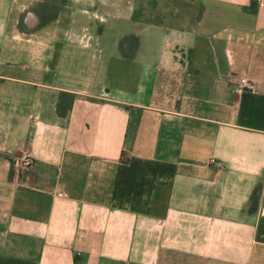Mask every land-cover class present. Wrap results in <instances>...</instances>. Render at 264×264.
<instances>
[{"label": "crops", "instance_id": "1", "mask_svg": "<svg viewBox=\"0 0 264 264\" xmlns=\"http://www.w3.org/2000/svg\"><path fill=\"white\" fill-rule=\"evenodd\" d=\"M0 264H264V0H0Z\"/></svg>", "mask_w": 264, "mask_h": 264}, {"label": "rangeland", "instance_id": "2", "mask_svg": "<svg viewBox=\"0 0 264 264\" xmlns=\"http://www.w3.org/2000/svg\"><path fill=\"white\" fill-rule=\"evenodd\" d=\"M100 16L101 17H104V19H101V20H106L107 23L109 22V20L112 19V17H110L107 13H98L97 18H94L93 21H95V22L97 21L98 22L100 20ZM120 20H121V23H127V22H129L125 18H122ZM84 21H87L88 22V19L85 18ZM93 41H92V43H93ZM94 43H95V41H94ZM94 43H93V46L96 47V50L99 51V54L100 53H103V56H107L108 57V54H106V53L109 51V42L106 41V40H104L102 42L99 41L98 44H94ZM65 62H66V69L67 70L73 68L72 62H74V61H68L67 60ZM98 62H101L100 66H98L99 73H97V71H96V74H98V75H103L106 71H109V69H110V74H111L113 72L112 71L113 69H120L122 67L120 64H117L116 62H114V64H111L110 63L111 61H109V58L106 59V60L101 59L100 61L98 59ZM81 69H83V68H81Z\"/></svg>", "mask_w": 264, "mask_h": 264}, {"label": "trees", "instance_id": "3", "mask_svg": "<svg viewBox=\"0 0 264 264\" xmlns=\"http://www.w3.org/2000/svg\"><path fill=\"white\" fill-rule=\"evenodd\" d=\"M73 94L67 91H60L57 98V111L60 115H65L71 108Z\"/></svg>", "mask_w": 264, "mask_h": 264}, {"label": "built area", "instance_id": "4", "mask_svg": "<svg viewBox=\"0 0 264 264\" xmlns=\"http://www.w3.org/2000/svg\"><path fill=\"white\" fill-rule=\"evenodd\" d=\"M241 82L245 87L250 88V89H253L256 86L255 81L247 77H242ZM21 163L25 166H30L33 163V159L29 156H25L22 159Z\"/></svg>", "mask_w": 264, "mask_h": 264}]
</instances>
